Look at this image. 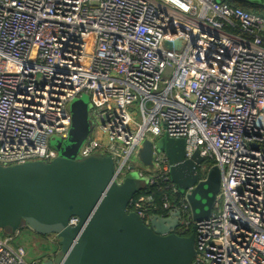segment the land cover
<instances>
[{
	"label": "built area",
	"instance_id": "built-area-1",
	"mask_svg": "<svg viewBox=\"0 0 264 264\" xmlns=\"http://www.w3.org/2000/svg\"><path fill=\"white\" fill-rule=\"evenodd\" d=\"M82 93L96 121L75 158L107 155L120 185L148 141L138 175L168 191L160 216L180 213L176 233L192 229L191 264H264L263 19L217 0H0V166L60 157L50 138L68 140ZM163 136L204 159L199 180L218 167L208 218L176 201ZM152 195L128 206L145 224ZM13 238L0 239V264H31Z\"/></svg>",
	"mask_w": 264,
	"mask_h": 264
},
{
	"label": "water",
	"instance_id": "water-1",
	"mask_svg": "<svg viewBox=\"0 0 264 264\" xmlns=\"http://www.w3.org/2000/svg\"><path fill=\"white\" fill-rule=\"evenodd\" d=\"M166 46L171 44L166 42ZM88 128L86 112H73L68 140L61 147L56 142L60 157L50 163L0 166V229L16 234L27 228L38 236L54 235L61 255L57 264H191L196 254L194 234L176 233L181 225L179 212L168 217L154 214L145 224L128 211L131 200L145 186L140 187L131 176L116 184L114 164L107 155L75 158ZM156 144L168 161L170 180L187 204L192 221L208 218L218 189L210 173L203 180L198 178V166L204 159L197 152L186 159L183 139L163 136ZM139 159L142 165L151 166L148 141ZM211 171L219 173L217 166ZM72 217L78 219L75 226L69 225ZM39 264L54 261L43 259Z\"/></svg>",
	"mask_w": 264,
	"mask_h": 264
},
{
	"label": "rangeland",
	"instance_id": "rangeland-1",
	"mask_svg": "<svg viewBox=\"0 0 264 264\" xmlns=\"http://www.w3.org/2000/svg\"><path fill=\"white\" fill-rule=\"evenodd\" d=\"M219 2L224 1L225 3L230 2L229 0H217ZM253 3L264 5V0H248ZM67 110L71 115L73 112L84 110L86 112L87 120H88V126L89 128L92 127V123L96 121L94 119V116L92 115L93 111V105H92V99L91 96L88 93H82L79 97H75L72 99L68 105ZM56 137L52 136L50 138V146L53 147L56 145ZM61 155V150H60ZM76 159H81L79 156H76ZM132 163L135 165V170H131L128 172V176L134 177L138 185L140 187H146L147 186V178H140L138 175V170H143V165L140 162V160L133 156L131 159ZM212 166L209 165V169L207 170L208 173H210V178L213 181V184L217 186L218 193L222 190V183L220 179V173L217 171H211ZM211 171V172H210ZM207 176V175H206ZM12 236L13 241L12 245H22L26 250V261L31 264H35L33 262L43 259H52L54 261V264H57L59 258H61V255L58 253V247L55 242V236L54 235H48L44 237H38V235H35L33 232L28 230L27 228H24V231L19 233V231L16 234H10L7 230L0 229V239ZM58 253V254H57ZM55 254H57V257L55 258Z\"/></svg>",
	"mask_w": 264,
	"mask_h": 264
},
{
	"label": "trees",
	"instance_id": "trees-1",
	"mask_svg": "<svg viewBox=\"0 0 264 264\" xmlns=\"http://www.w3.org/2000/svg\"><path fill=\"white\" fill-rule=\"evenodd\" d=\"M227 4L234 5L237 8L242 9L243 11L253 14L255 16L260 17L261 19L264 20V5L257 4V3H244V2H237V1H230ZM148 193H152V201L150 202L149 206H147L146 210V215L151 216V215H164L165 211L162 210V203H163V198L168 196V191L166 189H156L155 187H149L145 188L141 191H139L135 197H138L140 195H146ZM134 197V198H135ZM181 195H178L176 198V201H179L181 199ZM24 229L19 230V233L23 232ZM192 233V229H189L187 231H184V233H179L177 232L178 235L181 236H189ZM42 237V236H38Z\"/></svg>",
	"mask_w": 264,
	"mask_h": 264
}]
</instances>
